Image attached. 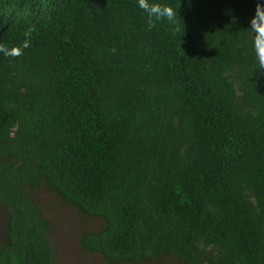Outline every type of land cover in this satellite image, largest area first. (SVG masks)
Returning a JSON list of instances; mask_svg holds the SVG:
<instances>
[{"label":"trees","instance_id":"obj_1","mask_svg":"<svg viewBox=\"0 0 264 264\" xmlns=\"http://www.w3.org/2000/svg\"><path fill=\"white\" fill-rule=\"evenodd\" d=\"M0 0V264H57L54 199L107 264H264V0Z\"/></svg>","mask_w":264,"mask_h":264},{"label":"rangeland","instance_id":"obj_2","mask_svg":"<svg viewBox=\"0 0 264 264\" xmlns=\"http://www.w3.org/2000/svg\"><path fill=\"white\" fill-rule=\"evenodd\" d=\"M45 195L54 199L52 205L48 202L50 209L46 214L50 216L55 227L52 240L57 250V264H107L100 253L87 251L78 243L81 224L89 229H97L101 220L87 215L80 216L74 208L57 200L50 193ZM165 260L170 264H179L174 257Z\"/></svg>","mask_w":264,"mask_h":264},{"label":"clouds","instance_id":"obj_3","mask_svg":"<svg viewBox=\"0 0 264 264\" xmlns=\"http://www.w3.org/2000/svg\"><path fill=\"white\" fill-rule=\"evenodd\" d=\"M137 5L147 14L149 31L155 28L157 23L163 21H167L173 27L177 25L176 9L172 6L159 3L157 0H137ZM249 29L254 34L253 49L257 62L256 71L264 73V4L257 3ZM35 31V26L28 28L25 32L26 39L12 49L0 44V52L13 57L22 55L23 50L31 46V36Z\"/></svg>","mask_w":264,"mask_h":264}]
</instances>
